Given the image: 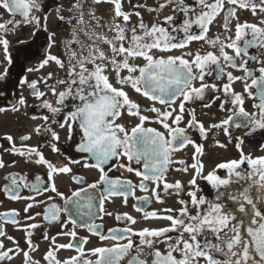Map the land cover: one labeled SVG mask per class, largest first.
<instances>
[{
	"label": "snow or ice",
	"instance_id": "1",
	"mask_svg": "<svg viewBox=\"0 0 264 264\" xmlns=\"http://www.w3.org/2000/svg\"><path fill=\"white\" fill-rule=\"evenodd\" d=\"M92 2L93 4L111 3L114 6L113 25L108 27L109 31H115L114 40L120 42L119 46L113 40H109L106 35L96 33L90 25L85 24L84 0H76L72 7L67 9L69 12L73 9L79 10L78 16L67 18V22L73 29L72 39L63 42L68 54L67 65L59 57L51 54L41 63L43 67L50 62H55L59 69L64 70L65 78H58L57 83L66 85V88L57 93L55 87L51 86L52 94L57 96L56 105L58 106L53 107L47 99L41 100L40 106L52 113L53 123H58L62 129H68L69 137H71L73 125H79L82 136L80 142L76 144V151L86 156L83 162L70 160L69 163H83L85 168L98 170L99 179L84 187L83 185L86 184L84 178L73 175L74 182L81 186L72 190L70 195H65L58 189L55 176L70 174L72 168L68 165L54 166L37 147L17 149L13 137L6 136L4 138L12 147L5 151L21 156L35 155L34 163L47 166L48 183L41 189L36 185H29L26 178L18 179L13 175L10 177L11 186L6 185L5 191L13 200L22 198L19 195L21 184L24 187H30L37 195L51 192L64 201V207H59L55 203L46 207L43 213L45 221H59L63 213L68 216V220L61 226L65 227L70 223L73 228L62 234L76 238L75 229L81 227L87 228L93 235H98L102 241L113 240L117 243L108 248L91 249L90 254L97 256V259L92 261L85 259L84 244L88 242V238L81 237L78 244L70 242L59 245V248H75V251L79 253L78 256L59 261L50 250L44 259L49 264H120L125 257H127L126 264H264V155L253 157L251 154H245L243 139L237 136L236 148L240 153L239 158L218 163L205 175L204 165L197 159L199 155H202V145L196 144L186 134V130L179 127L184 120L185 103L194 102L197 99L203 100L205 93L211 90L223 91L224 99L220 100L219 96L216 97L220 100L221 110H225V105L228 103H231L233 107L227 109L231 114L226 119L218 124L210 125L207 129L195 118L194 110H192L189 113L191 118L187 121V125L189 128H196L201 138L206 139L210 129L222 128L231 142L230 128L233 126L245 129L244 134L248 136L254 135L257 131L264 132V60H260L257 56H250L248 52V49L253 47L264 49V28L254 24L237 23L235 38L228 37L227 43L219 36L209 39L207 37L209 25L224 10V0H193L192 4L186 3V0H166V3L159 7L163 8L167 3L176 5L175 10L183 13L182 21L176 23L175 15H168L163 22L166 26L153 24L149 28L141 20L138 33L137 26L127 29L124 25L115 22L119 17H122L125 22L129 20V14L122 10L121 0H92ZM238 2L241 8L250 7L253 15L256 14L257 8L264 12V0H260L259 4L254 0H227L229 5H235ZM42 7L41 0H0V8L12 17L0 23V45H3L6 53L9 51V41L4 37L8 33L14 32L18 26L23 25H35L37 29L41 27L39 13ZM151 10L155 11V9ZM59 12L58 6V18L65 20L66 18L60 16ZM90 15L97 27H105L100 24L102 17L95 15V9H90ZM234 15L235 9L227 11L224 25L226 30L228 18ZM17 16L21 19H16ZM73 20L75 24L72 23ZM44 21H47L46 15ZM194 25L199 29L198 34L193 31ZM243 29L251 30L252 39H245L241 47L238 42L245 35ZM128 31L131 32V38L128 46L125 47L124 41L128 39ZM79 32L87 36L92 43L86 44L78 40ZM54 35L53 33L49 37L50 47L55 44ZM96 40L110 46L111 56L96 45ZM194 41H204L212 48L219 45L218 54L214 51L204 53L200 50L191 51L190 44ZM72 44H77L81 49L79 56L71 48ZM184 49L189 50L181 51L180 55L168 54L173 50ZM226 49H232L234 55H230ZM84 50H87V55L84 54ZM260 55L264 56V52ZM118 56L122 59H117ZM137 58L143 59V66L130 62ZM237 58L240 59L239 64H237ZM249 60L261 64L258 77L254 76L253 69L247 66ZM89 64L92 65L91 68L87 66ZM229 67L242 70L244 76H233L232 72H225V69ZM109 71L115 73L114 83L106 74ZM122 71H126L127 75H122ZM213 72L217 80L226 75L228 82L220 87L214 83H207L206 76L213 75ZM51 77L52 73H48L44 78L45 82ZM248 79L251 80V84L247 83ZM236 80L244 81V92L250 97L253 96L250 89L256 88L254 98L259 100V103L253 105L256 111L245 110L243 95L232 88ZM196 81H199V86H196ZM20 83L27 84L37 99L45 96L44 92L37 89L36 81L21 80ZM126 87H130L134 92L152 101V106L142 110L140 104L133 101L125 90ZM68 101L72 102L70 106ZM24 103L25 100L21 97L19 104ZM157 103L163 107H156ZM125 112L137 120L130 128L119 122ZM146 113H152L154 116ZM60 115H63V122L55 119ZM43 119L48 121L49 117L44 116ZM146 123L159 124L163 131L145 127ZM35 131L39 134L41 129L37 127ZM45 131L51 134L52 141H59V133L51 128H46ZM30 138L25 135L20 139L27 141ZM189 145L195 148L193 159L197 162L190 165L193 174L188 181L189 200L178 201L182 205L179 214H174L173 209H165L163 216H158L155 211H144L143 206L150 202L148 197H137L140 203L134 205L137 212H144L145 219H164L169 222V225L159 228L145 227L139 231H135L132 227L114 228L109 229V235L102 234L100 232L102 225L95 223L94 217L98 213H104L105 201L111 197H123L126 203L128 197L134 195L135 187H137L131 181L110 178L105 171V166L109 165L110 161L126 158L129 163H121L118 166L125 168L128 172H135V175L141 178L138 185L141 191L147 192L149 183L155 184L152 194L158 203H163L158 191L161 183L166 193L169 189H174L179 195L183 190L184 186L179 180L172 184L168 183L166 173L174 163L184 165L183 168L176 169L177 171H189V166L184 161L174 159L177 151ZM50 146L53 152H59L55 144ZM219 146L225 147V145ZM261 148L264 149V145H261ZM132 163L142 164L143 171L134 169L131 166ZM4 166L3 160H0V168ZM219 169L226 170V176L218 175ZM36 179L39 181L40 177L37 176ZM199 179L206 181L215 190L214 199L209 200L201 194ZM101 185L103 187L100 189L98 204H94L93 201L97 200V197L87 194L88 190H96ZM29 199H33L34 202L25 207L26 213L32 207L42 203L35 201L34 197ZM52 199V196L48 197V200ZM105 214L112 215V213ZM8 215L15 217L18 214L13 211ZM39 215L41 213H36V216ZM27 218L35 219L34 216ZM116 219L118 221L123 219L132 225L137 222L128 213L117 214ZM12 222L17 223L16 220ZM27 227L35 229L40 225L33 223ZM170 233H176V235H169ZM0 235H4L2 230ZM27 235L31 236V233ZM133 236L139 238V244H135ZM44 238H48L46 232ZM9 239L12 238L9 237ZM52 239L55 241V237ZM121 240H125L126 243H119ZM27 243L32 247L31 240ZM160 243L166 245L164 251L156 247ZM134 248L136 254L131 255ZM145 248L148 249L147 253ZM0 249H3L2 242H0ZM12 252L13 249L0 250V261L11 260ZM23 254L25 264H39V261L31 260L29 252Z\"/></svg>",
	"mask_w": 264,
	"mask_h": 264
},
{
	"label": "flooded vegetation",
	"instance_id": "2",
	"mask_svg": "<svg viewBox=\"0 0 264 264\" xmlns=\"http://www.w3.org/2000/svg\"><path fill=\"white\" fill-rule=\"evenodd\" d=\"M42 11L39 13L41 17V27L37 29L35 25H23L18 26L14 32L8 33L4 38L9 41V51L6 53L3 45H0V160H3L4 167L0 168V230L4 232V235H0V242L3 244V249L8 250L13 249L10 253L12 256L11 260L0 261V264H25L24 252H29L31 260L39 261V264H49L48 261L44 259L48 251H53L56 260L64 261L72 256H78L79 253L75 251V248L65 249L59 248V245H64L68 243L78 244L81 237H87L88 242L84 244L85 259L95 261L97 259L96 255H91L90 250L96 247H112L116 241L113 240H100L98 235H93L87 228L77 227L75 229L77 237L73 238L62 233L72 230L73 226L69 223L65 227H62V223L68 220V216L61 213L59 221H45L43 218V213L46 207H50L51 204L55 203L59 207H64V201L58 196L51 192L43 193L42 195H37L36 192L32 191L30 187H24L23 184L20 186L19 195L21 199L13 200L10 195L5 191V186H11L10 177L15 175L19 177L26 178L29 185H36L39 188H43L47 183V166L38 165L34 163L36 159L35 155L29 157L27 155L21 156L13 152H6L5 149L12 147L9 141L5 139L6 136H12L15 142V147L21 149L22 147H37L39 151L43 153L45 158L50 161L54 166L68 165L72 168V173L70 174H58L55 176V182L58 189L65 195H70L71 191L80 187L73 180V175L83 177L86 181L84 187L87 184H91L99 179V172L94 168H85L83 163L81 164H70V160L84 161L86 154H82L76 151V144L81 140V130L78 124L73 125V131L71 137H69V132L67 128H60L58 123L52 122V113L44 107H41V100L47 99L53 107H56L57 96L53 95L51 92V86H54L56 92L59 93L65 90L66 85L58 84L57 79H64L66 73L57 67L55 62H50L47 65L41 67V63L49 55H55L59 57L67 65L68 54H66L64 41L71 40V33L73 31L72 26L67 22V18L72 16H78L79 10L73 9L69 12L67 9L71 8L76 0H41ZM255 3L259 4L260 0H254ZM166 0H121L122 10L129 14V20L125 22L122 17L116 18L115 22L124 25L127 29H131L133 26H137V32H140L138 25L141 20L149 28L153 24H163L164 18L168 15H175L176 23H179L184 18L183 13L175 10L176 5L167 3L165 7L160 8L159 5L165 4ZM186 3L192 4L193 0H186ZM60 7L59 15L65 17V20H60L58 18L57 7ZM108 8H112L111 12H108ZM114 6L111 3H100L93 4L92 0H84V21L86 25H90L92 29L98 34H103L108 37L109 40H113L114 43L119 46L118 41L114 40L115 31H109V25H113L114 17ZM90 9H95V15L102 17L100 24L105 25V27H97L95 22L92 21L90 15ZM151 9H155L152 11ZM229 9H235V15L228 18V28L225 29V16ZM175 10V11H174ZM139 13V15H136ZM47 16V21H44V16ZM12 19V17L2 8H0V23L6 20ZM16 19H21L19 16ZM264 12H261L259 8L256 10V14L253 15L251 8H241L239 2L235 5H229L227 0H224V10H222L219 15L214 19L211 25H209V32L207 37L209 39L220 37L221 40L228 42L227 38H235V26L237 23L244 24H254L257 27L264 28ZM75 24V20L72 21ZM11 27V26H9ZM193 31L199 33V29L194 25ZM245 32L243 38L238 42V44L243 47V42L245 39L251 40L252 33L250 29H243ZM55 34L53 39L55 44L50 45L49 37ZM182 35V34H181ZM128 39L124 41V46H128V41L131 38V32L127 33ZM77 39L83 43L91 44L92 41L88 39L82 32H79ZM96 45L103 49L109 56H111L110 46L103 41L96 40ZM71 48L76 51L77 56L81 53V49L77 44H72ZM219 45L216 48H212L209 44L204 41H194L190 44V50L195 52L200 50L201 53L206 51H214L218 54ZM184 50H173L171 55H180L181 51ZM230 55H234L232 49H226ZM250 56H257L260 60H264V56L260 53L264 52V49L259 48H249ZM84 54L87 55V50H84ZM159 55V53H158ZM7 56V59H6ZM117 59H122V57H117ZM11 61V62H9ZM75 62V61H74ZM139 66H143L144 61L142 58H137L130 61ZM240 63V59L237 58V64ZM89 68L92 67L91 64L87 65ZM249 68L253 69L254 76H259L258 71L261 64L249 60ZM214 68V66H213ZM33 69V71H29ZM211 70V69H210ZM232 72L233 76L243 77L244 73L242 70L226 68L225 72ZM5 73H7L5 75ZM48 73H52L51 79L45 82ZM110 76L112 82H115V73L109 71L106 73ZM138 75V73H136ZM122 75H127L126 71H122ZM21 80H27L28 82L36 81L37 89L45 93V96L41 99H37L32 94V89L28 87L27 84H21ZM206 82L209 84H216L218 87L227 83V76L224 75L220 80L215 78V72L213 75L206 76ZM196 86H199V81H196ZM247 83L251 84V80L248 79ZM232 88L241 93L244 97V107L248 112L256 111L253 107L254 104L259 103V100L254 98L256 95V88L253 87L250 91L253 96L250 97L248 93L244 92V81L236 80L232 84ZM128 91L130 97L133 101L140 104L141 109L151 107L152 101H149L142 95L134 92L130 87L125 89ZM219 96L220 100L224 99L223 91H207L203 100L197 99L194 102L189 101L185 103V114L184 120L180 123L179 127L186 130V134L190 139L196 142V144L202 145V155H199L197 159L203 163V172L206 175L209 171H212L218 163L228 161L231 159L239 158V151L236 148V137L239 136L243 139V151L245 154H251L253 157L264 155V149L261 145H264V132L257 131L254 135H245V129L235 128L234 126L230 128L231 132V142L229 137L224 134L222 128L220 129H210L207 133V138L203 139L200 136L199 131L196 128H189L187 121L191 118L189 113L194 110L195 118L202 122L207 129L212 124H218L223 119H226L231 113L227 109L232 108V104L228 103L225 105V110L220 108V100L216 97ZM23 97L25 100L24 104H19L20 98ZM71 101H68L69 106ZM78 103V101H77ZM210 105V106H205ZM15 106V108H14ZM161 108L160 104L155 105ZM18 109V110H16ZM67 111V109H65ZM147 115L154 116L152 113H146ZM44 116H48L49 120L45 121ZM35 117V118H34ZM56 120L63 122V115L57 116ZM239 120L240 118H235ZM120 123L125 124L127 127H131L137 122L136 118L129 116L126 112L119 120ZM39 127L41 131L39 134L35 129ZM145 127H153L158 130L163 131L159 124L146 123ZM46 128H51L52 130L59 133L60 139L58 142L51 140V134L46 132ZM28 135L31 138L27 141H21V137ZM51 144H55L59 148V152H53ZM219 145H225L221 147ZM195 155V148L192 145L185 147L182 150L177 151L174 154V159L179 161L182 160L186 165L189 166V171H177L176 169L183 168L184 165L179 163H174L171 165L170 170L166 173V180L168 183L172 184L179 180L183 184V190L179 195L176 194L174 189H169L166 193L163 187V183L160 184L158 191L163 203H158L155 196L152 194V188L155 184L149 183V190L147 192L141 191L138 187L140 183V177L135 175V172H128L125 168L119 167L118 165L128 164L129 162L126 158H121L119 161H110L109 165L105 166V171L107 175L116 179L119 178L124 181H131L133 185H136L134 195H130L127 202H124L123 197H111L105 201L104 213H98L94 217V221L97 224H101L102 228L100 232L104 235H109V229L132 227L135 231H139L142 228H159L169 225V222L164 219H145L144 212H137L134 205L140 203L137 197H148L149 203L144 207V211L147 212H157L158 216H163L165 214V209H173L174 214H179V209L182 207L178 201L185 200L188 201L189 197L187 192L190 190L188 181L192 177V170L190 165L197 162L193 157ZM134 169L143 171L142 164L137 165L132 163L131 165ZM247 167L246 165L244 166ZM217 174L221 177L226 176V170L219 169ZM39 176L38 181L36 177ZM9 177V179H6ZM199 188L202 190L201 194L207 199L212 200L215 197V190L204 181L203 179L198 180ZM100 188L96 190L89 189L87 194H92L97 197L94 200V204H98V198L100 196ZM52 196V200H48V197ZM29 197H34L35 201H41L39 206L32 207L27 213L24 211L25 207L33 203V199ZM191 208V205H189ZM15 211L18 215L15 217L8 215L9 213ZM87 211V209H84ZM41 213V215L36 216V213ZM105 213H112V215H106ZM128 213L137 221L136 224L132 225L125 220L118 221L116 219L117 214ZM194 214V210H193ZM34 216L35 219H28L27 217ZM16 220L17 223L12 221ZM38 224L40 227L31 229L27 226L30 224ZM31 233L28 236L27 233ZM47 233L48 238L45 239L44 235ZM169 235L175 236L176 233H170ZM11 237L12 239H9ZM55 237V241H53ZM135 244H139V238L133 236ZM31 240L32 247L27 243ZM174 242V241H173ZM119 243H126L125 240L119 241ZM161 251H164L166 245L164 243L157 244ZM148 249L145 248V253ZM135 248L132 250L131 255H135ZM178 255V254H177ZM150 259V257H146ZM127 257L120 261V264H126Z\"/></svg>",
	"mask_w": 264,
	"mask_h": 264
},
{
	"label": "rangeland",
	"instance_id": "3",
	"mask_svg": "<svg viewBox=\"0 0 264 264\" xmlns=\"http://www.w3.org/2000/svg\"><path fill=\"white\" fill-rule=\"evenodd\" d=\"M112 11V8H108V12H111Z\"/></svg>",
	"mask_w": 264,
	"mask_h": 264
}]
</instances>
